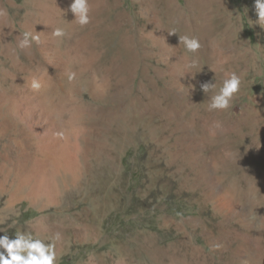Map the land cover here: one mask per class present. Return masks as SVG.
Returning <instances> with one entry per match:
<instances>
[{
  "label": "rangeland",
  "instance_id": "1",
  "mask_svg": "<svg viewBox=\"0 0 264 264\" xmlns=\"http://www.w3.org/2000/svg\"><path fill=\"white\" fill-rule=\"evenodd\" d=\"M71 3L0 0V236L60 233L57 264H264L255 0H90L85 26ZM233 72L209 110L201 85Z\"/></svg>",
  "mask_w": 264,
  "mask_h": 264
},
{
  "label": "clouds",
  "instance_id": "2",
  "mask_svg": "<svg viewBox=\"0 0 264 264\" xmlns=\"http://www.w3.org/2000/svg\"><path fill=\"white\" fill-rule=\"evenodd\" d=\"M255 8L259 17L256 23L264 27V0H255ZM70 11L74 13V20L80 26L88 25L91 22L90 0H72ZM7 15V11L0 8V18L6 17ZM174 33L175 32H170V34ZM52 35L54 37H64L68 35V32L63 28H56L53 30ZM20 36V49H29L33 41L37 43L40 41L38 33L25 31L21 33ZM179 44H183L189 52L193 53L201 47L198 38L188 35L179 36ZM12 51L15 53V49ZM186 67L189 71L182 74L181 77H184L188 73H191L193 76L191 70L199 68L200 64L197 59H192ZM211 69L215 72V69ZM199 72H196L195 75ZM75 77V72L68 73L69 81L74 80ZM44 86L45 85H42V83L36 79H33L31 83V88L37 91ZM240 86L241 77L235 72L230 75H225L218 91L216 83H203L201 85L202 91L205 93H213L209 100L208 109L217 110L230 108L234 94L238 93ZM60 238L61 234L56 233L51 241H45L31 232H17L15 238H10L5 232L3 236H0V264H57L55 242L59 241Z\"/></svg>",
  "mask_w": 264,
  "mask_h": 264
},
{
  "label": "bare ground",
  "instance_id": "3",
  "mask_svg": "<svg viewBox=\"0 0 264 264\" xmlns=\"http://www.w3.org/2000/svg\"><path fill=\"white\" fill-rule=\"evenodd\" d=\"M166 1V0H165ZM164 4V2H163ZM165 5V4H164ZM168 10V9H167ZM161 11V10H160ZM164 12V11H163ZM166 12V11H165ZM259 221H261L262 223H264V219H259ZM257 224V223H256Z\"/></svg>",
  "mask_w": 264,
  "mask_h": 264
}]
</instances>
